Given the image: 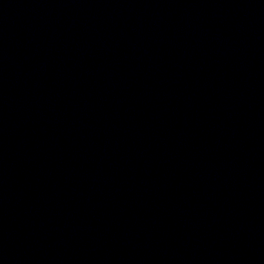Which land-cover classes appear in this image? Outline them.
I'll return each instance as SVG.
<instances>
[{
  "label": "water",
  "instance_id": "obj_1",
  "mask_svg": "<svg viewBox=\"0 0 264 264\" xmlns=\"http://www.w3.org/2000/svg\"><path fill=\"white\" fill-rule=\"evenodd\" d=\"M0 264H264V0H0Z\"/></svg>",
  "mask_w": 264,
  "mask_h": 264
}]
</instances>
